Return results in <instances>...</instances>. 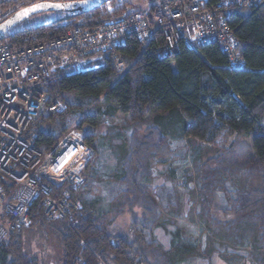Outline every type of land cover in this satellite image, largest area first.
<instances>
[{
	"label": "trees",
	"instance_id": "trees-1",
	"mask_svg": "<svg viewBox=\"0 0 264 264\" xmlns=\"http://www.w3.org/2000/svg\"><path fill=\"white\" fill-rule=\"evenodd\" d=\"M33 1L0 0L2 21ZM133 10L129 0H111L89 13L58 12L62 18L18 25L4 40L13 47H25L59 37L69 27L95 26ZM227 15L238 38L237 51L246 64L243 69L228 67L227 55L217 42L189 48L179 41L173 56L161 58L158 47L165 41L157 32L148 41L131 37L121 47L123 71L116 69L108 54L98 66L75 72L61 69L54 74L46 86L49 104L37 126L38 146L51 150L72 129H97L84 135L94 154L84 166L83 183L74 187L50 180L54 195L69 188L72 198L80 201V208L73 212L76 225L46 218L38 201L30 211L29 225L12 232L0 245V264H41L26 250L24 233L27 228L49 226L60 236L62 264H173L179 228L161 217L169 203L155 193L160 186L155 174H163L165 167L166 181L175 177L172 162L176 155H186L188 147L172 149L173 141L187 138L206 146L215 144L226 131L232 141L215 156L197 160L195 181L188 180L186 185L199 189L197 212L209 226L210 192L213 195L224 188V183L233 188L224 198L226 209L233 213L227 225L235 230L237 240L249 230L254 233L251 244L261 250L257 264H264V0L259 6L234 0ZM55 101H61L63 109L52 107ZM93 107L96 112L91 113ZM119 115L124 126L103 132L106 121ZM123 135L126 142L120 144L117 138ZM105 148L109 156L103 160ZM110 157L115 159L113 167L107 165ZM101 175L107 178L102 184L104 198L110 201L107 207L98 205L99 195L89 194ZM220 189V194L227 192ZM135 208L141 209L140 217ZM125 210L135 214L133 238L116 231V218ZM161 228L170 239L167 250L156 235Z\"/></svg>",
	"mask_w": 264,
	"mask_h": 264
},
{
	"label": "built area",
	"instance_id": "built-area-1",
	"mask_svg": "<svg viewBox=\"0 0 264 264\" xmlns=\"http://www.w3.org/2000/svg\"><path fill=\"white\" fill-rule=\"evenodd\" d=\"M233 1L170 0L95 26H72L59 37L25 47L0 40V245L12 232L29 225L30 211L38 201L46 218L76 225L73 212L80 201L72 198L69 188L54 195L50 180L79 187L94 149L76 129L51 150L38 146L37 126L49 104L46 86L54 74L98 66L108 54L116 69L123 71L121 47L131 37L148 41L157 32L165 41L158 47L161 58L173 56L179 41L189 48L217 42L227 55L228 67L243 69L246 64L227 15ZM244 2L259 6L262 0H239ZM51 104L57 110L64 107L61 101Z\"/></svg>",
	"mask_w": 264,
	"mask_h": 264
},
{
	"label": "rangeland",
	"instance_id": "rangeland-1",
	"mask_svg": "<svg viewBox=\"0 0 264 264\" xmlns=\"http://www.w3.org/2000/svg\"><path fill=\"white\" fill-rule=\"evenodd\" d=\"M44 0H35L28 3H36ZM51 1H62V0H51ZM135 6V9H147L153 3H160L163 0H129ZM26 6V5H25ZM13 10L12 12H14ZM63 16L58 12H43L29 17L19 27L22 26H34L51 22L62 18ZM2 15L0 14V23L2 21ZM81 20V19H80ZM64 22V21H63ZM86 68H83L85 70ZM70 71L75 72L79 69L77 67L69 68ZM64 106V104H63ZM95 107L92 108L91 113L96 112ZM63 109V108H62ZM103 132L109 130V127H123L124 118L119 115L112 120L106 121ZM94 130L85 127L83 131L76 129L81 135L89 134ZM224 132L216 140L215 144L211 145H198L192 143L190 139L175 140L172 142V149H183L184 146L188 147L186 155H176L172 165L176 168L175 177L172 180L166 181L169 174L166 173L165 167L162 172L155 174L157 177L156 183L160 185L156 194L158 193L162 201H168L169 205L167 208L163 207L162 218L167 221L169 225L175 224L179 228V242L174 247L173 251V264H257V255L261 250L256 249L251 241L254 239V233L249 230L243 234L241 240L236 239L235 230L229 225L230 218H233L232 210L226 209L225 199L231 195L233 188L224 183V188L227 192L222 194L218 193L219 189L213 192L210 198L212 199L210 206V226L204 221V219L197 212V204L201 198L199 189L196 187L189 188L186 183L188 180L195 181L196 178V163L197 160L205 161L210 157L215 156L220 148H223L232 141L233 137H227ZM117 138V137H116ZM119 143L123 144L126 142L125 135L121 138H117ZM123 140V142H122ZM194 141V140H193ZM119 145V144H118ZM103 160L109 156V149L105 148L102 150ZM107 165L113 167L115 165L114 157H110L107 160ZM100 183L90 187L89 194H97L103 197L102 200L99 197L98 205H105L107 207L108 199L106 197V190L102 188V184L107 180L106 177L101 175ZM219 187V186H218ZM106 188V186H105ZM237 193L233 194V197H237ZM116 194H112L111 197H115ZM155 196V195H154ZM214 196V197H213ZM226 196V198H225ZM158 197V198H159ZM156 198V197H155ZM225 198V199H224ZM216 199V200H215ZM160 200V199H159ZM100 201V203H99ZM113 205V204H111ZM134 213H138L140 217L141 209L135 208ZM134 214V215H135ZM128 210L122 213L121 217L116 218V231L125 232L127 235L133 238L131 223L134 218ZM231 223V222H230ZM157 230L156 235L160 237L163 249L167 250L170 239L165 236L163 230ZM207 235L205 245L203 244L204 235ZM24 241L26 244V250L36 255L41 264H62V246L58 232L54 226L46 228L34 227L27 228L24 233ZM218 243V244H216ZM228 245L229 250H225ZM263 251V250H262ZM150 262H153V258L148 256Z\"/></svg>",
	"mask_w": 264,
	"mask_h": 264
},
{
	"label": "water",
	"instance_id": "water-1",
	"mask_svg": "<svg viewBox=\"0 0 264 264\" xmlns=\"http://www.w3.org/2000/svg\"><path fill=\"white\" fill-rule=\"evenodd\" d=\"M111 0H44L26 5L9 15L0 23V40L29 17L43 12H65L69 14L89 13Z\"/></svg>",
	"mask_w": 264,
	"mask_h": 264
}]
</instances>
